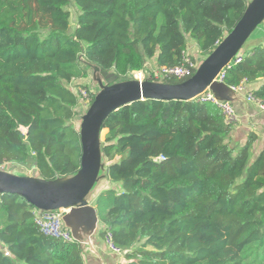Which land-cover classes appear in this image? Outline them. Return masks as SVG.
<instances>
[{
    "label": "trees",
    "instance_id": "obj_1",
    "mask_svg": "<svg viewBox=\"0 0 264 264\" xmlns=\"http://www.w3.org/2000/svg\"><path fill=\"white\" fill-rule=\"evenodd\" d=\"M70 1L0 0V167L32 162L47 180L81 167L73 119L87 63L120 81L154 57L157 67L181 65L190 40L204 58L249 0H73L72 32ZM239 53L224 82L262 79L250 93L264 104V46ZM88 92L90 105L96 93ZM233 127L198 98L139 100L107 117L106 179L119 189L104 191L97 211L99 233L109 230L123 251L118 264H264V150L252 159L256 135L233 144ZM33 210L19 195L0 194V264H84L81 243L43 235Z\"/></svg>",
    "mask_w": 264,
    "mask_h": 264
},
{
    "label": "water",
    "instance_id": "obj_2",
    "mask_svg": "<svg viewBox=\"0 0 264 264\" xmlns=\"http://www.w3.org/2000/svg\"><path fill=\"white\" fill-rule=\"evenodd\" d=\"M264 22V0H249L241 19L220 43L200 62L195 73L180 83L153 81L150 77L116 81L113 72L93 63L92 81L98 87L94 100L81 117V167L71 175L44 179L0 169V194L22 197L41 211L64 210L63 223L75 241L84 243L98 230L99 215L93 205L97 185L107 178L109 164L102 150V125L122 106L139 100L189 101L211 91L219 101L235 103L236 92L216 80L243 49L253 32Z\"/></svg>",
    "mask_w": 264,
    "mask_h": 264
},
{
    "label": "crops",
    "instance_id": "obj_3",
    "mask_svg": "<svg viewBox=\"0 0 264 264\" xmlns=\"http://www.w3.org/2000/svg\"><path fill=\"white\" fill-rule=\"evenodd\" d=\"M264 40V22L257 27V29L250 36L246 44L244 45L242 52L246 53L251 50L254 46L262 44ZM196 52V53H195ZM187 53L195 57L196 61H201L203 58L198 50L195 42L192 41V46H188ZM157 67L156 57L147 60L144 73H149L150 70ZM262 83V79H257L245 85L244 90L235 91L236 101L234 103L235 110L237 112L238 119L234 122L230 139L233 144L242 145L250 132L256 135V141L253 143L250 154L255 157L264 150V111L261 110L260 106L247 100V92L256 89ZM103 190L95 193L93 205L97 209V202L104 191L111 188L119 187L118 184L113 183L109 180ZM102 203V202H101ZM103 209V206L99 204ZM104 227L102 220L99 218L98 230L88 240L81 244L84 264H118L124 261L123 254H115L107 247L103 236L99 231ZM0 249L6 251L5 246L0 242Z\"/></svg>",
    "mask_w": 264,
    "mask_h": 264
},
{
    "label": "built area",
    "instance_id": "obj_4",
    "mask_svg": "<svg viewBox=\"0 0 264 264\" xmlns=\"http://www.w3.org/2000/svg\"><path fill=\"white\" fill-rule=\"evenodd\" d=\"M262 46H264V40L262 41ZM242 58L243 55L238 53L235 56V58L231 61V63L220 72L216 80L224 82L226 69L230 67L232 63L240 62ZM197 67L198 64L196 60L190 57L188 53H186L184 62L181 65L156 67L150 70V72L147 74H145L143 71L135 72L133 73L132 78L144 80L150 77L153 81L164 82L163 81L164 78L167 77H174L178 79L191 77L195 73ZM245 85L246 84L243 83L239 87H234V86H230V87L234 91H239V90H244ZM80 95L82 98L87 99L89 104L90 97L88 90L81 89ZM198 99L200 101L209 100L215 103L222 110L226 120H228L229 122H235L238 119L234 104L229 101L217 100L214 97V95L211 93V91H206L201 96H199ZM247 100L257 103L260 106L261 110L264 111V104L260 103L259 100L253 97L249 91L247 92ZM64 213H65L64 210L41 211L38 210L37 208H34L33 210L35 224L37 225L39 231L43 235L71 243L74 242L75 239L72 236L70 230L67 227H65L63 223ZM103 238L110 251H112L115 254H123V251L118 246L115 245L112 238V234L109 230L106 231Z\"/></svg>",
    "mask_w": 264,
    "mask_h": 264
},
{
    "label": "rangeland",
    "instance_id": "obj_5",
    "mask_svg": "<svg viewBox=\"0 0 264 264\" xmlns=\"http://www.w3.org/2000/svg\"><path fill=\"white\" fill-rule=\"evenodd\" d=\"M66 8L71 13L70 24H71V32H72L75 29V27H76L77 17H78L79 12H78V9H77V7H76V5H75L73 0L70 1L69 5L66 6ZM189 46L190 47L192 46V41L191 40L189 41ZM194 59L197 60L195 57H194ZM203 59L204 58H202L201 61ZM196 62H198V61H196ZM79 82H81L83 85H85L87 87V88H85L86 90H90V91H93L95 93L98 92V87L92 81V70L91 69L88 71V77L85 78V79L80 80ZM76 84H77V80L71 82L69 84V86L71 87V89L74 92L77 93L79 90L76 87L77 86ZM82 89H84V88H82ZM78 97H79V103H78V105L76 107V110L78 111V115L73 119V123H74L75 127L79 130L80 129V124H81V117L86 112V110L88 109L89 104H88V100L87 99H84L81 96H78ZM22 130H23L24 133L26 132L25 129H22ZM106 135H107V131L106 130L102 131V135H101L102 136V142H103V140H104ZM251 156H252V159L255 157L253 152H252ZM107 164H108V160H107ZM0 169L6 170V171H11L13 173L20 174V175H35V171H34L32 162H30L28 164H25V165L7 163V164L1 166ZM106 180L107 179L102 180L97 185V187L95 189V193H97L100 190H103V188H105L104 186L107 185V181ZM116 188L119 189V187H116ZM0 220L3 221V213H1V212H0Z\"/></svg>",
    "mask_w": 264,
    "mask_h": 264
}]
</instances>
